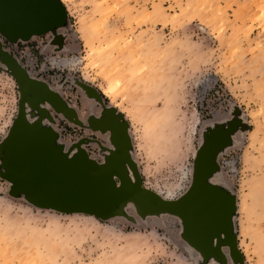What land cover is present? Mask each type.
I'll return each mask as SVG.
<instances>
[{
    "label": "rangeland",
    "instance_id": "rangeland-1",
    "mask_svg": "<svg viewBox=\"0 0 264 264\" xmlns=\"http://www.w3.org/2000/svg\"><path fill=\"white\" fill-rule=\"evenodd\" d=\"M58 1L61 25L15 40L0 34L32 82L18 83L0 57V264L221 263L199 254L173 215L141 218L129 207V218H100L15 194L1 172L21 118L98 163L112 146L80 121L76 131L57 126L70 120L37 82L58 98L71 92L81 118L99 111L97 100L122 116L141 187L166 200L188 193L197 160L204 171L212 162L208 182L227 191L217 201L228 200L233 236L224 262L264 264V0Z\"/></svg>",
    "mask_w": 264,
    "mask_h": 264
},
{
    "label": "water",
    "instance_id": "water-1",
    "mask_svg": "<svg viewBox=\"0 0 264 264\" xmlns=\"http://www.w3.org/2000/svg\"><path fill=\"white\" fill-rule=\"evenodd\" d=\"M63 19V9L57 0H0V34L10 40L47 32L61 25ZM0 57L18 83L32 85L24 79L23 70L15 60L3 52L1 44ZM20 125L15 127L8 142L1 172L13 183L15 194L20 193L39 208L83 212L100 218L115 215L129 218V207L141 218L167 213L181 219L185 240L199 254L209 255L204 254L209 245L208 229L197 225L195 209L204 205L203 197L218 205L217 186L208 182L215 172L212 162H208V169L204 171L197 160L188 193L166 200L141 187L125 131L110 137L112 146L106 148L103 161L98 163L77 146L74 151L73 147L64 151L62 145L56 144L57 134L51 128L25 126L23 118Z\"/></svg>",
    "mask_w": 264,
    "mask_h": 264
},
{
    "label": "flooded vegetation",
    "instance_id": "flooded-vegetation-1",
    "mask_svg": "<svg viewBox=\"0 0 264 264\" xmlns=\"http://www.w3.org/2000/svg\"><path fill=\"white\" fill-rule=\"evenodd\" d=\"M35 85L43 88H46L47 86L42 82H37ZM43 88H40L43 95L45 97L48 96L47 98L53 101L57 108L60 109V112H62L70 120V122H68L65 118L61 117V119L58 120L57 126H72L71 130L76 131L80 121L82 124L89 126L90 128L107 132V136L109 138H112L114 133L119 136L126 130L127 124L123 120L122 116H119L114 110L106 107V104H100L97 100L96 103L98 104L95 107L99 108V111L90 110L86 113L85 118H81L78 112L79 105L75 99H72L73 96L71 92L68 94L70 98H68V96L63 97V95L58 98L57 96H54L52 92L47 94ZM74 135L76 134L74 133ZM90 138L95 139L93 136H90ZM203 199L204 205L201 207L200 204L199 208L195 209L197 210V219L195 221L200 228L204 227L208 229L207 241L209 245L205 248L206 252L204 251V254H210L216 258L218 257L221 262L220 264H224L223 253L226 255L233 254L230 246L233 242V236L227 229L230 225L228 200L227 198L222 202L218 200V205H215L212 204L213 202L209 203L208 197H203ZM188 221L189 220L186 218V223H188ZM221 244L227 245L229 249L227 247L222 248ZM228 262L229 261L225 264H228Z\"/></svg>",
    "mask_w": 264,
    "mask_h": 264
},
{
    "label": "bare ground",
    "instance_id": "bare-ground-1",
    "mask_svg": "<svg viewBox=\"0 0 264 264\" xmlns=\"http://www.w3.org/2000/svg\"><path fill=\"white\" fill-rule=\"evenodd\" d=\"M153 121H154V119H151L150 121H148L147 122V124H146V129H145V131H144V133H143V136L144 137H146V138H150V137H152V135H151V133H150V130H155L158 126H152V124H153ZM169 133H165L164 132V137L165 136H167ZM212 183V182H211ZM214 184V183H213ZM216 185V184H215ZM217 186V189H218V193H217V195L218 196H220V197H222V194L223 195H225L226 194V192L227 191H224V192H222L221 191V189H220V186H218V185H216Z\"/></svg>",
    "mask_w": 264,
    "mask_h": 264
}]
</instances>
